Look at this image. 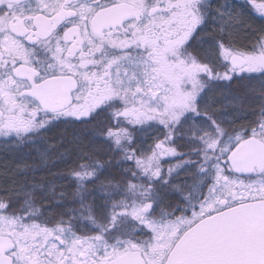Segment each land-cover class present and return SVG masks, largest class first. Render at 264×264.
<instances>
[{"label": "snow or ice", "instance_id": "1", "mask_svg": "<svg viewBox=\"0 0 264 264\" xmlns=\"http://www.w3.org/2000/svg\"><path fill=\"white\" fill-rule=\"evenodd\" d=\"M0 264H264V0H0Z\"/></svg>", "mask_w": 264, "mask_h": 264}, {"label": "flooded vegetation", "instance_id": "2", "mask_svg": "<svg viewBox=\"0 0 264 264\" xmlns=\"http://www.w3.org/2000/svg\"><path fill=\"white\" fill-rule=\"evenodd\" d=\"M229 2H232V0H229ZM236 3H242L243 0H235Z\"/></svg>", "mask_w": 264, "mask_h": 264}]
</instances>
